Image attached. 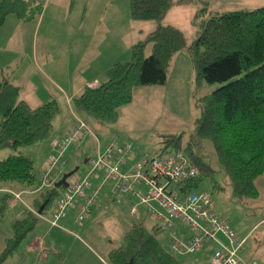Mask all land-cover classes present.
Listing matches in <instances>:
<instances>
[{"label": "rangeland", "instance_id": "obj_1", "mask_svg": "<svg viewBox=\"0 0 264 264\" xmlns=\"http://www.w3.org/2000/svg\"><path fill=\"white\" fill-rule=\"evenodd\" d=\"M23 1L27 2L30 0ZM86 1L87 0H31L30 2L33 5L42 7V12L40 13L41 17L38 23L37 17L40 14L37 15L35 10L27 11L26 18L30 15L27 20L17 19L16 14L13 13L7 15L4 23L0 26V50H19L18 47L23 46L25 52L19 55L16 63L11 64V67H13L12 71L5 69L4 73L8 71L6 74L11 75L13 70H15L12 75L18 76L23 84L26 82L28 83L30 77L34 88H36L40 94H45L46 90L50 88L51 85L47 77H45L43 72H40L39 69L45 70L44 72L50 77H55L56 75L50 71L48 66L53 65L55 67V71H53L59 75V71L57 70L58 67L56 66L59 64L64 68V74L60 71V75L62 77H65V75L67 76V73H65L66 70L73 79L82 66H89V68H92L90 64V62H92V55H90V52H87L86 58L81 55V52L85 51L84 47L87 41H80L81 38L75 35V30L78 29L84 8L86 7ZM89 1L94 3L100 0ZM107 1L109 0H102L92 14L90 13V9H88V17L83 21L80 30L77 32L91 33V30H94L90 22L93 21V17H99L102 14V11H104V4ZM112 1H114L116 5L114 17L112 20H107L106 25L102 24V29L108 30L110 27L114 28L116 25H119V30H123L124 32L127 31L131 35H136L140 30L147 33L157 26L158 21L156 20L132 19L129 10V0ZM184 1V3L178 4L177 0H173L175 4L165 13L159 22L163 25H171L179 29L183 33L188 45L196 36L197 28L193 24V19L197 13L199 14V19H201L204 15H209V13L213 12L253 9L264 6V0ZM204 7H206V10L200 12L199 10ZM103 26H106V28ZM19 30L23 32L22 41L13 34ZM35 31L37 34L36 39L32 36L35 34ZM11 36L13 39L10 38ZM62 41L63 47H61ZM8 43H10V45H8ZM45 44L50 46V53H57L54 54V57L57 56L56 59L49 60L48 53L44 51ZM32 48L37 49L35 57L36 62L32 61ZM151 50V44H146L143 49V55L148 56ZM127 56L124 55L120 58V62L129 60L131 51ZM45 57L48 58L47 63H45ZM15 65L17 68H15ZM23 72H25L24 75ZM87 72L90 71L87 70ZM54 80L57 82L56 79ZM64 81L66 80L57 83L66 90L68 87L62 84ZM221 85L222 82L207 83L205 81H197L190 55L186 49H183L173 55L167 69L166 82L163 85L140 86L135 88L132 101L127 105L121 106L122 109L119 108V116L115 121L105 123L93 117H87L90 122H98L103 127L99 129L90 126L91 129L95 131L94 138L92 139L84 140L85 137L90 135L82 133L79 138L70 145V148H67L69 149L67 152V163L65 157H63V163L61 156L60 163L50 165V157L57 153V149L52 145V141L55 138L61 140L63 137H52V135H55L54 132L58 133L62 131L57 128L58 125L54 123L55 119L53 120L59 111L52 118V128L49 137L32 145L17 147L16 149L10 147L0 149V160L10 155H27L31 157L33 159V166L38 183L35 189L31 190L16 182L0 181V187L6 188L0 190V253L5 246V239L12 234L13 221L25 215L27 208L33 214L38 213V211L36 212L37 208L31 206L33 196L39 198V195H37L38 192L54 186V182L60 179L64 173L74 169L73 167H75V165H73V159L79 154V151L80 154L78 156L83 158L81 161L93 155L95 156L91 157V159L96 158L98 155V147H100L103 152L112 142L118 143L115 139L121 136L122 140L134 144H141L140 148L142 149V155L140 159L142 160L146 157L147 152L152 153L154 149H159L161 146V134L183 133V135H185L184 142H186L193 132L195 120L200 115V100L204 95H207ZM49 99L50 98H48V101ZM52 99L56 101L61 111L63 108L67 110V107H63L60 98H51L50 100ZM80 114L86 116L84 113ZM81 122L85 124L83 120L76 119L77 124H81ZM86 127L89 129L87 125ZM71 132L72 131L69 133ZM96 134L99 135V139L95 136ZM48 141L51 149L49 156L47 151L48 148H46ZM105 145L107 146L106 148H104ZM131 145L132 144H130V146ZM76 146H78L79 151L76 150ZM132 146L134 147V145ZM132 146L125 160H129L131 154L134 152ZM203 156L214 171L211 176H204L194 191L210 194L216 212L222 214L221 216L227 220L232 230L235 231L238 239H243L244 236L240 234V232L250 231L245 237V243L240 250V254L246 259H255L259 264H264V173L261 174L256 181L259 196L257 198L239 200L233 195L228 177L219 169L217 155L210 140H204L203 142ZM46 159L47 162L45 164ZM91 159H89V161H91ZM129 161L133 163L135 160ZM139 161L140 160H137L136 162ZM81 168L68 178L69 185H71L73 181L79 182L85 179L74 180L80 177L82 172ZM216 185L220 186V188H217ZM64 189V187L58 188L57 199L60 196L63 197ZM9 193H11V198H13L12 203L6 202L4 204L3 198ZM83 194L86 197L84 201L89 199L88 206H90L94 198L93 194L86 195L84 191ZM30 195L33 196L30 197ZM26 196L28 197V199H25L27 202L24 200ZM56 198L53 200L51 206L44 210L42 216L38 214L39 218L35 228L25 237L19 245V248L9 255L5 264H109L108 252L121 244V239L124 233L129 229L132 219L126 218L125 220L122 212H116L114 207L111 206L109 209H105L103 213L99 212L98 218L94 220L90 219L89 221V215H86L82 222H78L75 219L78 209L72 207L68 209L65 217L58 220L57 226H51L49 219L52 217V214H54L55 206L58 201ZM9 199L10 197L7 198V201ZM78 200L79 199H76V202L73 203L77 204ZM16 202H18L17 206H12ZM111 202L113 204L120 203L116 201ZM19 210H21L20 212L22 213H17ZM160 210L165 213L163 209ZM155 211L158 212L157 210ZM129 214V216L132 217L136 216V214H131V208ZM179 221L180 220L174 223V229L176 231ZM147 226L149 229L152 227L151 223L147 224ZM158 228L159 230H156V237L159 239L161 245L171 252L182 264H208L210 252L208 249H205V246L201 251L193 254L176 253L172 251L170 247L169 234L172 229L163 224ZM184 228V236L185 238H189L190 229L187 226H184ZM31 238L34 240H44L45 242L42 249H29V241ZM221 240L228 244V241ZM34 246L39 245L35 243ZM34 246L31 243V247ZM204 251L207 254L202 256L201 254H204Z\"/></svg>", "mask_w": 264, "mask_h": 264}, {"label": "trees", "instance_id": "obj_2", "mask_svg": "<svg viewBox=\"0 0 264 264\" xmlns=\"http://www.w3.org/2000/svg\"><path fill=\"white\" fill-rule=\"evenodd\" d=\"M184 2L177 0L178 4ZM174 4L173 0H129L132 19L156 20L157 26L132 46L129 60L114 63L107 69L105 81L86 86L72 98V105L86 116L111 123L117 119L118 109L132 101L135 88L163 85L173 55L186 49L193 62L196 80L222 82V85L200 100V115L186 142L183 133L160 136L159 150L162 153L181 152L197 169L196 176L185 180L183 187L177 191L179 195L194 191L204 176L212 175L214 169L203 156V142L210 140L219 169L228 177L233 195L239 200L257 198L259 191L256 179L264 173V6L213 12L201 19L197 13L193 19L197 28L196 36L187 45L179 29L159 22ZM28 10H35L37 15L41 13V7L30 1L0 0V26L11 13L21 20L29 19L30 15L26 18ZM205 10L206 7L199 11ZM148 43L152 50L148 56H144L143 49ZM18 94V86L6 79L0 80V149H16L49 137L52 118L59 111L53 99L32 108L20 100ZM95 168L98 167L93 170ZM106 175L109 177L107 172ZM86 179L88 187L90 181ZM116 179L118 181L115 186L119 183V178ZM0 181L16 182L34 190L38 183L33 159L27 155H10L0 160ZM70 188V185L65 188L64 194ZM113 189L110 199L116 201ZM146 190L145 186V190L138 191L144 193ZM130 191L135 192L133 185ZM37 195L39 198L33 196L31 206L37 208V212L44 204L40 213L42 216L58 195V188H45ZM137 196L140 203V195ZM9 197L11 193L3 198L4 204ZM85 198V195L77 196L74 202L76 199L83 202ZM82 204H79L75 216L78 222H82L89 213L90 206L82 210ZM72 207H75L74 203L67 207L65 215L57 218L56 225L52 226H57L58 220L65 217ZM20 211L18 213H22ZM53 215L49 223L54 219ZM38 218V213L33 214L27 208L25 215L13 221L12 234L5 239V246L0 253V264H5L9 255L19 248L35 228ZM155 231V228L152 231L146 228L141 221H133L124 233L121 244L109 251V264H182L161 245ZM238 258L245 264L258 262L255 259H241L239 255Z\"/></svg>", "mask_w": 264, "mask_h": 264}, {"label": "crops", "instance_id": "obj_3", "mask_svg": "<svg viewBox=\"0 0 264 264\" xmlns=\"http://www.w3.org/2000/svg\"><path fill=\"white\" fill-rule=\"evenodd\" d=\"M101 2H102V0L95 1L94 3H91L89 0L86 1V7L84 8V11H83V14L81 17L82 18L81 22L78 26V29L75 30V35H78L79 36L78 38H81L80 41L81 40L87 41L86 46L84 47L85 51L81 52V55H83V57L86 58L87 52L88 51L90 52V55H92V62H90V64L92 65V68H89V66L88 67L82 66L81 69L78 68L80 70L74 76L73 79L71 78V76L68 74V72L66 70H65V73H67V76L65 75V77H62L60 75V71L62 74H64V72H63L64 68H63V66H60L59 64L56 65L58 67L57 70L59 71L58 72L59 75H57L54 72L55 67L53 65L48 66L50 71L56 75L55 77H50L47 73L44 72L45 70L39 69V71L43 72V75L45 77H47V80L50 82V85H51V87L46 90L45 94H40L38 92V90L36 88H34L33 82L31 81L30 77L28 79V83L26 82L23 84V83H21L18 76L12 75V73H14L15 70H13L11 75L6 74V72H8V71H6L4 73L5 69H9L12 71L13 67H11V64L16 63L19 55L23 54L25 52V48H23V46L18 47L19 50H17V49H15V50H13V49L8 50L7 49V51L0 50V80L6 79L10 83H12L13 85L18 86V88H19L18 98L20 100H24L30 107L35 108V107H38V106L42 105L43 103H45L46 100L48 101V98H50V99L51 98H60V101L62 102L63 107H67V110H64V108H63L61 111L59 109V112L53 118V120L55 119L54 123L58 125L57 128L61 129L62 131H60L61 133L60 132H58V133L54 132L55 135H52V137L53 136H65L67 133L72 131L74 126L77 124L76 119L78 118V119L83 120L85 122V124L89 127V133H86L85 135H90V136L85 137L84 140L94 138V132L95 131H94V129L92 130L90 126H94L96 128H99V129L103 126L98 122H90V120H88V118H87L89 116H84L83 114H80L78 111H76L74 109L73 105L71 104L72 98L77 96L78 94H80L81 91L86 86L98 85V84L104 82L106 79L105 73H106L107 69L109 67H111L113 63L120 62L121 61L120 58H122L124 55L127 56L129 54V52L131 51L132 46L135 43H137L139 40H143L146 36L145 34L150 32L149 31V32L145 33V31L140 30V31H138V33L136 35H131L127 31L124 32L123 30H119V25H116L115 26L116 28L110 27V29H108V30L102 29L101 25L102 24L106 25L107 20H112L114 17L116 5H115L114 1H112V0L107 1L104 4V7H103L104 11H102V14L99 17L96 16V17L92 18L93 21H91L90 23H91V26L94 28V30L93 31L91 30V33L77 32L80 30L83 21H85L86 18L88 17V9H90V13L92 14V12H94L96 7H98V5ZM40 17H41V14L37 17V23L40 20ZM103 27L106 28V26H103ZM36 31H35V34L32 35L34 39H36V37H37ZM13 34H15L16 35L15 37H17L20 41H22V35H23L22 30H19L18 32H14ZM10 38L13 39L12 36ZM8 45H10V43H8ZM61 47H63V41H62ZM0 49H1V47H0ZM36 51H37L36 48L35 49L32 48V50H31L32 61H35V57H36V53H37ZM44 51L48 53L49 60L57 58V56L54 57V54H57V53H55V52L50 53V46H48L46 44L44 45ZM114 56H116V57H114ZM62 57H63V54H62ZM45 59H46L45 63H47L48 58L45 57ZM15 68H17L16 65H15ZM87 70H89L90 72H87ZM24 74H25V72H23V75ZM54 79H56L57 82H61L63 80H66V81L62 82V84L66 85L68 87V89H66V90L63 89V87H61ZM25 89H26V91H25ZM133 95H134V91H133ZM132 98H133V96H132ZM120 108L122 109V107H120ZM118 111H119V109H118ZM61 112H62V114H61ZM133 115H135V114H133ZM118 116H119V113H118ZM99 135L101 136L100 133H99ZM99 135L96 134L95 136H97V138L99 139ZM49 140H50V138H49ZM115 140L118 142V143H116V145L118 147H121L124 144V142L134 145V147L131 145L132 148L134 149V152L131 154L129 160H131V161L135 160V161L133 163H130L129 160H124V163L120 165L121 172H127V173L132 172V170L141 163V159H140L141 155H142V153H141L142 149L140 148L141 144H139V143L134 144V143H130L128 141L122 140L121 136H118V138H116ZM106 147L107 146L105 145L104 148H106ZM46 148H48L47 151H48V156H49L50 152H51V149L49 146V141H48V145ZM68 148H70V146ZM78 149H79L78 146H76L77 151H79ZM68 150L69 149H67L66 154H65L66 163L68 162V159H67ZM97 150H98L97 156L101 155L102 158L109 163H112L115 159V156L118 154L117 150H114L112 153L107 154L106 153L107 148L105 150L103 149L104 150L103 152L101 151L100 147H98ZM157 150H158V148L154 149V151H157ZM78 153L80 154V151ZM78 155L75 156V158L73 159V165H75V167H73V168H77V170H78L79 168L82 167L81 168L82 172L80 174V177L78 179H74V180H81L83 178H88V180L90 181V184L88 187L85 188L84 192L86 195L93 194V196H94V198L91 202V205L89 207V213L87 214V215H89L88 216L89 221H90V219L94 220L95 218H98L99 212L103 213L105 211V209H109L111 206H113L116 212H122V214L125 217V220H126V218L132 219L130 221V226L133 223V221H141L145 225L146 228H148L147 224L151 223L152 227L150 229L148 228L149 230L152 231V229L154 230V228L156 230H159L158 227L162 226V224H163L161 222V218L168 217V214L166 213L164 208L159 206L156 202L155 203L152 202L154 209L159 212V216L155 215L153 212H150V210H148L144 204L139 203V198H138L137 194L135 192L133 193L132 191L127 192L126 195L122 198L120 203L113 204L111 202L110 197L112 194V189L115 186V184L117 183L118 179H116L115 177H111V178L107 177L105 168L98 167V168H95L94 170L92 169V166L90 164L89 159H91V157H94L95 155L88 157L82 161H81V159H83V158L79 157ZM78 158H80V159H78ZM137 160H140V161L136 162ZM46 162H47V159L45 161V164H46ZM256 181H257V179H256ZM1 189H6V188L0 187V190ZM133 189L143 191V190H145V186L143 184H136L135 183V184H133ZM63 192H65V191H63ZM30 197H32V196L30 195ZM12 199L13 198L10 197V199L7 202L11 204ZM25 199H28V197L26 196L24 198V200ZM80 202L81 201L78 200L77 204H75L76 208L79 207ZM17 203L18 202L13 204V206L14 207L17 206ZM132 205H135L137 207V214L135 217L129 216L130 215L129 214L130 208ZM212 205H213V202H212ZM213 207L216 211V208L214 205H213ZM159 208L163 209L165 211V213L162 212ZM218 215L221 218H223L221 216L222 214H218ZM223 219H225V218H223ZM175 222H178V220L177 221L175 220ZM226 222H227V220H226ZM116 226L118 227L117 223H116ZM229 226L231 227V225H229ZM173 228H174V224H173ZM176 229L180 233H184L183 230H185L184 225L180 221H179V224H177ZM231 229H232V227H231ZM249 232L250 231L240 232V234H243L244 235L243 238H245ZM155 234H156V231H155ZM217 236L220 239L226 240L223 233H218ZM239 238H241V237H239ZM29 242H30L29 243V249L35 250L38 248L40 250V249H42V246L44 245L45 241L44 240H37V239L34 240L33 238H31V240ZM31 243L33 244V246L35 243H36V245L38 244L39 246L31 247ZM205 249H208V251L211 254V250L207 246H205ZM201 250H199V251H201ZM206 254L207 253L204 251V254H201V255L203 256ZM238 255L241 259L245 258L240 254V251H239ZM263 260H264V257H263ZM208 264H209V262H208Z\"/></svg>", "mask_w": 264, "mask_h": 264}, {"label": "built area", "instance_id": "obj_4", "mask_svg": "<svg viewBox=\"0 0 264 264\" xmlns=\"http://www.w3.org/2000/svg\"><path fill=\"white\" fill-rule=\"evenodd\" d=\"M82 133H89V129L81 122L61 140L53 139L52 145L56 147L57 153L50 157V165L60 163L61 156L63 161L66 149ZM114 150H117L118 154L112 163L105 161L99 155L90 161L93 168H105L109 177L119 178V183L113 189L117 202L125 196L133 184H144L147 187L144 193L138 190H135V193L140 195V203L155 215L159 216V213L152 207V202L166 209L168 217L161 218V222L172 229L169 237L174 252L195 253L207 246L211 250L208 257L209 264H245L238 258V252L243 247L245 238L238 239L226 220L216 213L210 194L188 191L183 193V196L179 195L177 190L183 187L184 181L197 174L196 167L191 165L181 152L162 153L159 149L152 153L147 152L146 157L132 172L122 173L120 165L130 153L131 146L129 143H124L118 147L112 142L107 147L106 153L110 154ZM87 184L86 178L71 183L69 192L65 193L56 203L54 219L50 221L51 225H56V219L65 215L67 207L73 204L77 196L84 195L83 191ZM88 205L89 199L83 202L82 210L87 209ZM131 214H137L135 206L131 207ZM175 220H180L184 226L189 227V238H185L184 233L173 228ZM218 233L224 234L228 244L217 236ZM248 264H258V262L253 261Z\"/></svg>", "mask_w": 264, "mask_h": 264}, {"label": "water", "instance_id": "obj_5", "mask_svg": "<svg viewBox=\"0 0 264 264\" xmlns=\"http://www.w3.org/2000/svg\"><path fill=\"white\" fill-rule=\"evenodd\" d=\"M76 170H77V168H74V169H72V170H70V171L64 173V174L60 177V179H58L56 182H54V187H55V188H59V187L67 188V187L69 186L68 178H69L70 176H72V175L75 173ZM43 206H44V204H42V205L40 206V208H39V210H38V214L41 213Z\"/></svg>", "mask_w": 264, "mask_h": 264}]
</instances>
